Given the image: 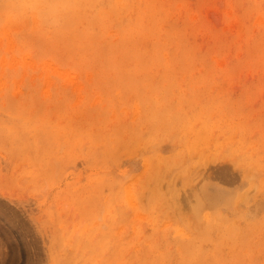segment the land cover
<instances>
[{
	"label": "rangeland",
	"instance_id": "1",
	"mask_svg": "<svg viewBox=\"0 0 264 264\" xmlns=\"http://www.w3.org/2000/svg\"><path fill=\"white\" fill-rule=\"evenodd\" d=\"M0 264H264V0H0Z\"/></svg>",
	"mask_w": 264,
	"mask_h": 264
},
{
	"label": "bare ground",
	"instance_id": "2",
	"mask_svg": "<svg viewBox=\"0 0 264 264\" xmlns=\"http://www.w3.org/2000/svg\"><path fill=\"white\" fill-rule=\"evenodd\" d=\"M107 144H108V145H106V148H107V150H106V155H107L109 158H111V159H117L118 156H119V158H120V155H121L123 152H125V153L127 154V152H129V151L132 150L131 148L129 149V147L126 146V145H125L124 148L121 149L122 146H118V144H117V145H113V144H112V141H109ZM126 154H123V156H125ZM160 157H161V155H159V154L157 153V154H154V155L148 157L147 159H145V161H146V164H145V165H146V168H147V167H149V168H154V167L161 166V164H162L161 162H163V160H162V158H160ZM152 161H154V163H151ZM165 161H166V163H167V162H168V159H166ZM159 162H160L161 164H160ZM166 163H165V164H166ZM152 170H153V169H152ZM156 178H157V179L160 178V175L158 174V171L156 172ZM156 181H158V180H156ZM158 182H159V181H158ZM161 188H162V186L160 185V189H161ZM157 189H158V186H157V187L154 186V189H153V191H154V197H158L159 195H161L160 190H157ZM129 194L132 195V193H131L130 191H129ZM173 196L176 197V194H175V195L173 194ZM213 198H214L215 200H219V199H220V194H216V195H214Z\"/></svg>",
	"mask_w": 264,
	"mask_h": 264
}]
</instances>
